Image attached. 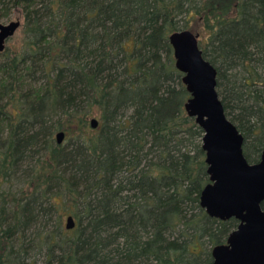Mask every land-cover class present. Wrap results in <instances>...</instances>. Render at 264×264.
Wrapping results in <instances>:
<instances>
[{
	"label": "rangeland",
	"instance_id": "374dc122",
	"mask_svg": "<svg viewBox=\"0 0 264 264\" xmlns=\"http://www.w3.org/2000/svg\"><path fill=\"white\" fill-rule=\"evenodd\" d=\"M204 1L89 0L88 38L82 50L88 62L94 61L109 40L103 83L111 97L102 112L94 109L87 126L90 129L91 119L98 121L102 178L114 191L93 241L94 255L82 264L211 261L207 243L202 249L194 246L193 234L175 223L185 215L182 208L176 210L179 201H172L174 195L181 199L200 195L204 188L200 177L207 174V166L201 129L182 132L176 126L187 98L173 72L167 39L171 33L188 26L197 37L220 77L221 95L243 137V156L249 164L258 161L264 148V55L245 33H236L213 13L205 14ZM237 4L245 18H264L261 0ZM16 21L21 27L6 48L22 38V11L14 7L0 18L2 25ZM68 138L65 135L63 144ZM184 156L189 158L186 164ZM200 162L204 165L198 166ZM162 206L164 213L159 215L156 209ZM199 213L192 207L189 217ZM43 254L35 257V264L43 263Z\"/></svg>",
	"mask_w": 264,
	"mask_h": 264
},
{
	"label": "trees",
	"instance_id": "16d2710c",
	"mask_svg": "<svg viewBox=\"0 0 264 264\" xmlns=\"http://www.w3.org/2000/svg\"><path fill=\"white\" fill-rule=\"evenodd\" d=\"M237 1L205 0V14L213 13L236 33H245L264 55V18H245ZM88 5L89 0H0V18L14 7L23 18L22 38L0 53V264H35L42 251V264H82L94 255L93 241L114 190L102 178V132L87 126L94 109L102 112L111 97L103 83L109 40L94 61L88 62L82 50L88 38ZM173 72L182 84V74L175 68ZM220 81L216 74L217 96L235 126ZM184 94L188 99L185 88ZM176 126L182 132L198 128L184 108ZM61 131L69 138L57 145L54 136ZM138 154L139 148L134 158ZM184 159L186 164L189 158ZM200 182L208 184L207 174ZM199 196L174 195L176 210L182 208L185 215L175 223L193 234L194 246L202 249L206 242L211 258L212 248L224 244L238 222L209 218ZM192 207L200 213L190 218ZM162 208L156 209L159 215ZM69 216L75 227L67 231L63 221Z\"/></svg>",
	"mask_w": 264,
	"mask_h": 264
},
{
	"label": "water",
	"instance_id": "95a60500",
	"mask_svg": "<svg viewBox=\"0 0 264 264\" xmlns=\"http://www.w3.org/2000/svg\"><path fill=\"white\" fill-rule=\"evenodd\" d=\"M20 27V21L0 24V53ZM168 43L189 95L184 112L203 133L209 182L200 193L199 205L209 218L238 222L226 242L212 248L209 264H264V148L256 163L244 158L243 137L224 114L215 90L216 71L202 57L197 37L183 29L171 33ZM89 127L96 130L98 121L91 119ZM54 138L62 145L65 134L58 132ZM74 227L73 218L67 217L65 229Z\"/></svg>",
	"mask_w": 264,
	"mask_h": 264
}]
</instances>
